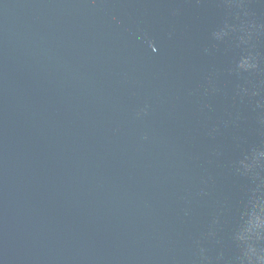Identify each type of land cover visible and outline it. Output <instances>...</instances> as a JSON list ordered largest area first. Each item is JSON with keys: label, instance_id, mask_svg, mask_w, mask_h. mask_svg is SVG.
<instances>
[{"label": "water", "instance_id": "obj_1", "mask_svg": "<svg viewBox=\"0 0 264 264\" xmlns=\"http://www.w3.org/2000/svg\"><path fill=\"white\" fill-rule=\"evenodd\" d=\"M0 264H264V0H0Z\"/></svg>", "mask_w": 264, "mask_h": 264}]
</instances>
